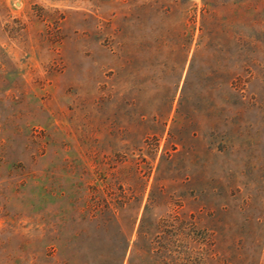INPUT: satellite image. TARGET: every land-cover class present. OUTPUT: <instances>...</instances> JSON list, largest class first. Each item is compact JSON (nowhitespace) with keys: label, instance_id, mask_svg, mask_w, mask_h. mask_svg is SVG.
<instances>
[{"label":"rangeland","instance_id":"rangeland-1","mask_svg":"<svg viewBox=\"0 0 264 264\" xmlns=\"http://www.w3.org/2000/svg\"><path fill=\"white\" fill-rule=\"evenodd\" d=\"M154 185L183 264H264V0H0V264H167Z\"/></svg>","mask_w":264,"mask_h":264},{"label":"trees","instance_id":"trees-1","mask_svg":"<svg viewBox=\"0 0 264 264\" xmlns=\"http://www.w3.org/2000/svg\"><path fill=\"white\" fill-rule=\"evenodd\" d=\"M182 98H180L179 100V104H178V108H177V112H176V117H182V119L186 120L187 122L191 121L194 119V116L192 115V113H190V111H185L182 112V110H180V107H182ZM178 129V121L176 119L173 120V125L169 128L168 130V140L167 141H171V139L174 138L175 134L177 135V131H179L180 133L184 134V135H188L190 134V128H189V124L188 123H181V129ZM164 131V126L161 127V132L160 135L163 133ZM179 137H181L179 135ZM168 142V143H169ZM168 143L166 144V146L168 145ZM166 150V148H165ZM167 152H164L159 159V163H158V167H157V171H160V167H162L163 163H168V167L172 166V158L171 159H167L168 155H166ZM157 156V146L154 149L153 154L150 156V160L153 162L155 161ZM157 179V177H156ZM155 179V181H156ZM191 179H194L193 177ZM192 182H190L189 185H191ZM156 184V183H155ZM158 191L157 190V186L154 185L152 190L150 191V198H149V202H147L144 205L143 208V212L140 216L139 219V224H138V228H137V241L140 243L142 240H144L143 236L144 234L150 235V236H154L157 233H162V240H163V244L161 247V256L160 258H163L164 256L166 257L165 259H169L167 261V264H183L185 262L184 259L185 257H183V254L181 252H178L176 250H174V245L176 243H180L182 242V246L186 245L187 243V239H188V235L186 233V226H185V222L184 220H179L177 218H173L170 217L169 219H163V220H152L149 217V213L151 210V207L156 206L157 204H154V201L152 199V196L154 197V195H158ZM161 195L159 194V197ZM154 204V205H153ZM141 203L138 201H128L127 203H120L119 205V209H124V208H128L130 210L135 209L136 210V214L137 211L140 208ZM136 221V217L133 220V223H135ZM165 229H167L168 231H165ZM180 232V233H179ZM178 240L180 242H178ZM181 244V243H180ZM138 247V245H137ZM186 247V246H185ZM176 252V253H173ZM173 253V254H172ZM176 254V255H174ZM165 263V262H164Z\"/></svg>","mask_w":264,"mask_h":264}]
</instances>
